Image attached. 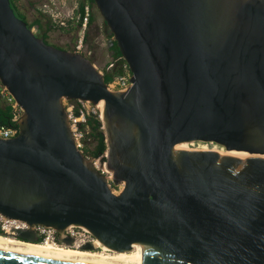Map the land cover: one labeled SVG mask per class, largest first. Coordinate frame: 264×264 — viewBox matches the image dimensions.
<instances>
[{
	"label": "water",
	"instance_id": "95a60500",
	"mask_svg": "<svg viewBox=\"0 0 264 264\" xmlns=\"http://www.w3.org/2000/svg\"><path fill=\"white\" fill-rule=\"evenodd\" d=\"M92 1L131 71L125 90L0 0V83L22 109L0 137V212L66 244L72 224L111 250L140 243L142 264H264V0ZM63 97L104 100L118 193L76 147ZM193 141L246 153L177 147ZM0 264L99 263L0 249Z\"/></svg>",
	"mask_w": 264,
	"mask_h": 264
},
{
	"label": "built area",
	"instance_id": "2783aa9c",
	"mask_svg": "<svg viewBox=\"0 0 264 264\" xmlns=\"http://www.w3.org/2000/svg\"><path fill=\"white\" fill-rule=\"evenodd\" d=\"M91 13V5L89 3H84L83 12L82 14L78 13L76 18L80 20V28L83 32L88 24L89 15ZM50 14H52L53 18L59 24H65V19L59 16L58 11L51 10ZM82 38L83 34L78 38L77 42L75 43L74 50L82 52ZM116 63L119 64L120 71L114 73L111 78L106 81V85L111 90H125L131 85V71L127 62L123 59L121 55H117L113 57L106 65L104 70H115L114 67ZM99 69V68H98ZM0 95L3 97L4 101L11 106L12 116L10 123L8 124H0V137L8 138L14 136L18 131V123L17 120L21 114V107L8 91V89L0 83ZM85 102H90L88 100H80V99H68L63 97L62 104L64 105V109L66 111L70 130L73 136L74 143L76 147L84 153L86 157H89L92 160L93 165L97 168L102 174L105 175L108 185L113 193H118L122 187L123 182H115L112 172L106 167L105 161H101V158L104 155V151L99 154L98 156L94 157L89 154L86 145L89 143L90 137L86 136L88 131V125L84 124L81 125L82 122L85 121L86 115L93 113L96 114L97 117L101 121V111L98 109H93L89 111L88 108L84 106ZM94 106L93 103H91ZM98 107V106H97ZM99 108V107H98ZM102 128V122H101ZM103 129V128H102ZM33 230L39 235V239L41 240H49L52 242L63 243L66 244L64 241L57 239L58 231L51 226L43 225L40 223H27L24 220L8 217L5 216L0 212V232L6 233L13 237L18 238V230ZM63 236L71 237L70 244H83L87 242H91L93 240V236L82 226L72 224L68 225L63 230ZM59 237V236H58ZM66 244V245H70Z\"/></svg>",
	"mask_w": 264,
	"mask_h": 264
},
{
	"label": "rangeland",
	"instance_id": "374dc122",
	"mask_svg": "<svg viewBox=\"0 0 264 264\" xmlns=\"http://www.w3.org/2000/svg\"><path fill=\"white\" fill-rule=\"evenodd\" d=\"M13 2L17 11L24 14L27 21L33 22L37 16H41V15L43 16V20L45 21L46 19L49 20L52 27L48 30H49V34L52 36L51 39L47 38L46 36V40L48 43L59 44L61 45V47L57 45L56 46L63 48L62 46L65 47L68 42H71V44L70 45L68 44L67 47L74 48L78 38L83 34L82 53L86 55L100 70H104L105 65L110 60H112L113 57H115L114 54L113 55L110 54V48L105 42L106 37L111 36L112 38V35L109 32V29L107 25L104 23L102 17L98 13L94 3H91V7H92L91 10H93L94 18L91 23L87 24L86 29L82 32L80 26L67 28V26H65L66 24H59L53 18L52 14H50L51 9L49 7V6L53 7L54 4L53 2L50 5H49L50 2L47 3L46 0H13ZM47 10L49 12H47ZM31 29L34 32L38 31L35 25H32ZM84 106L88 108L89 111H92L93 109H96L97 111L99 109L97 107V103L94 104V106H92L91 102H85ZM187 145L193 148H197V147L200 148L201 146L204 145L205 147H208L212 150H224V147L222 145L211 141H193V142H189ZM77 248L79 249V247Z\"/></svg>",
	"mask_w": 264,
	"mask_h": 264
},
{
	"label": "bare ground",
	"instance_id": "6f19581e",
	"mask_svg": "<svg viewBox=\"0 0 264 264\" xmlns=\"http://www.w3.org/2000/svg\"><path fill=\"white\" fill-rule=\"evenodd\" d=\"M97 106L99 107L102 116L104 100H99L97 102ZM188 143L189 142L178 143L177 147L193 148L188 146ZM204 145L199 149H210ZM215 151L231 153L235 155H245L246 153L244 151H237L234 149ZM91 243L93 248L88 249L81 247L78 249L77 247L83 245L84 243L75 244V247H72L63 243L52 242L48 239L38 242L29 240L23 241L19 238L0 232L1 250H19L53 258L66 260L81 259L99 264H142V245L140 243H134L132 246H129L124 250H111L105 245H102L95 238H93Z\"/></svg>",
	"mask_w": 264,
	"mask_h": 264
},
{
	"label": "trees",
	"instance_id": "16d2710c",
	"mask_svg": "<svg viewBox=\"0 0 264 264\" xmlns=\"http://www.w3.org/2000/svg\"><path fill=\"white\" fill-rule=\"evenodd\" d=\"M89 2L93 3L92 0H89ZM10 3L12 5L16 15L18 17L24 19L26 21L28 27H31L33 22L27 21V19L25 18L24 14H22V13L17 11L13 0H10ZM83 6H84V2L80 4V6L78 8V13L82 14ZM93 18H94V13L91 12L90 15H89L88 22H91L93 20ZM78 21H79L78 24L80 25V20H78ZM51 27H52L51 23L49 22L48 19H46V21H44L40 25V28H41L42 32L41 31L40 32L36 31L35 34L43 37V39L45 41H47L46 40V32ZM109 48L110 49H112V48L115 49V53H114L115 56L120 55V52H119L118 47H117L115 42ZM118 71H120L119 68H116L115 70H106L104 72L105 81H108L111 78V76L114 73L118 72ZM11 116H12L11 106L8 103H6L4 101V99H3V97L0 95V124H8V123H10ZM84 124L88 125V131L86 133V136L90 137L89 143L86 145V148H87V150H88L90 155L96 157L99 154H101L104 151V149H105V135L103 133V129L101 128V121L97 117L96 114L90 113V114L86 115L85 121L81 123L82 126Z\"/></svg>",
	"mask_w": 264,
	"mask_h": 264
},
{
	"label": "crops",
	"instance_id": "0c3cea01",
	"mask_svg": "<svg viewBox=\"0 0 264 264\" xmlns=\"http://www.w3.org/2000/svg\"><path fill=\"white\" fill-rule=\"evenodd\" d=\"M46 1H47V3L50 2L49 5L52 2L54 3L53 4V7L49 6L50 9L51 10H58L59 11V13H60L59 15H61L65 19V21H66L65 22V24H66L65 26H67V28L76 27V26L79 27L80 26L78 24L79 21L77 19H75V18H76L77 14H78V8H79V6H80L81 3L84 2V3H89L91 5V3L89 2V0H52V1L51 0H46ZM48 10H47V12L50 11V10L49 11ZM91 12H93V10H91ZM40 17L37 16L36 19L32 23V25H35L36 26V28L38 30L37 32H40L41 31L40 25L45 21V20H43V16L41 18ZM91 22H88V23H91ZM98 26H100V25H98ZM46 36H47V38L51 39V36L52 35L49 34V30H47ZM110 39H111V36L106 37L105 42L107 43V45L109 44ZM51 43H53V42H51ZM53 44L61 47V45H59V44H55V43H53ZM68 44L70 45L71 42H68L65 47L64 46H62V47L65 48V49H73V47H67Z\"/></svg>",
	"mask_w": 264,
	"mask_h": 264
},
{
	"label": "flooded vegetation",
	"instance_id": "af4514ba",
	"mask_svg": "<svg viewBox=\"0 0 264 264\" xmlns=\"http://www.w3.org/2000/svg\"><path fill=\"white\" fill-rule=\"evenodd\" d=\"M113 45V44H112ZM113 50H114V53H115V49L114 48H112ZM116 68H119V64L118 63H116V65H115V67H114V69H116ZM25 233H26V235H28L29 237H36V239L34 240V241H36V242H38V241H40V239H39V235L35 232V231H33V230H31V229H29V230H25ZM59 235H58V233H57V239H60L59 237H58ZM64 237H67V238H69V239H71V237H69V236H64ZM18 238L20 239V240H23V241H30V239H28V238H25V237H21V236H18ZM61 240V239H60ZM72 240V239H71ZM75 244H70V245H68V246H74ZM82 246V245H81ZM81 246H78L79 248H81Z\"/></svg>",
	"mask_w": 264,
	"mask_h": 264
}]
</instances>
